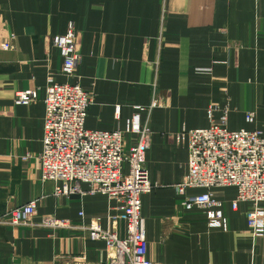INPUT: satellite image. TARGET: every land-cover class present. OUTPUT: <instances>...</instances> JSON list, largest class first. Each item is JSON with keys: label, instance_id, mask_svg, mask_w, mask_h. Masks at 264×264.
Returning <instances> with one entry per match:
<instances>
[{"label": "crops", "instance_id": "1", "mask_svg": "<svg viewBox=\"0 0 264 264\" xmlns=\"http://www.w3.org/2000/svg\"><path fill=\"white\" fill-rule=\"evenodd\" d=\"M70 23L81 62L68 80L52 40ZM67 82L92 97L87 130L123 131L135 113L150 128L144 167L155 187L140 198L148 260L264 264V202L253 231L251 204L232 209L236 188L211 189L228 221L222 231L207 225L203 209L181 208L174 190L188 174L187 138L176 141L183 128L224 118L230 131L264 136V0H0V217L33 202V221L70 224L1 226L0 264H108L105 243L90 240L87 226L126 235L115 198L87 194V184L84 195L56 194L60 184L41 180L45 91ZM28 90L35 101L16 104ZM123 139L127 151L135 136Z\"/></svg>", "mask_w": 264, "mask_h": 264}, {"label": "built area", "instance_id": "2", "mask_svg": "<svg viewBox=\"0 0 264 264\" xmlns=\"http://www.w3.org/2000/svg\"><path fill=\"white\" fill-rule=\"evenodd\" d=\"M256 1V0H253ZM63 58L61 74L68 80L75 77L81 62L77 35L72 23L66 33L52 40ZM44 99L42 151L38 155L41 180L60 184L56 194L84 195L81 184H87V194H101L115 198L120 204L118 219L125 223L126 235L102 230L97 222L87 226L89 239L106 245L108 264H161L146 258L145 224L141 216L140 198L155 187L144 167V154L150 145L148 124H141L134 114L123 131H92L84 126L92 97L78 83L50 84ZM32 90L15 94L16 104H29L36 99ZM153 101L152 105H155ZM152 107V106H151ZM125 134L135 136V143L127 151ZM188 142V174L174 188L181 197L183 209L201 208L207 225L227 231L228 221L211 189L235 187L237 195L232 202H248L247 224L254 231L263 222L264 202V136L260 131H230L225 119L209 128L182 130ZM128 166L124 172V165ZM192 189L201 193L188 195ZM33 202L12 208L0 217L1 226H31L49 230L69 228L68 221L45 215L33 221Z\"/></svg>", "mask_w": 264, "mask_h": 264}, {"label": "rangeland", "instance_id": "3", "mask_svg": "<svg viewBox=\"0 0 264 264\" xmlns=\"http://www.w3.org/2000/svg\"><path fill=\"white\" fill-rule=\"evenodd\" d=\"M183 130H186V129L183 128ZM186 131H189V130H186ZM179 134H181V133H179ZM177 135H178V134H177ZM177 135H176V137H177ZM184 136H185V135H184ZM186 138H187V137H186ZM179 140H180V139H179ZM179 140H178V141H179ZM176 141H177V139H176ZM178 141H177V142H178ZM187 150H188V142H187ZM188 169H189V168H188ZM185 177H186V176H185Z\"/></svg>", "mask_w": 264, "mask_h": 264}]
</instances>
